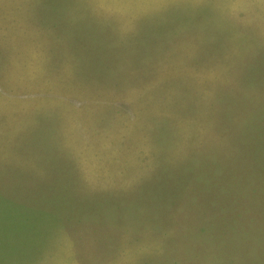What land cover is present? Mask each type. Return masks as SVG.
I'll return each mask as SVG.
<instances>
[{"label":"rangeland","instance_id":"rangeland-1","mask_svg":"<svg viewBox=\"0 0 264 264\" xmlns=\"http://www.w3.org/2000/svg\"><path fill=\"white\" fill-rule=\"evenodd\" d=\"M0 264H264V0H0Z\"/></svg>","mask_w":264,"mask_h":264}]
</instances>
